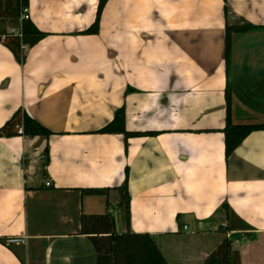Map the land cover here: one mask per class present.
<instances>
[{"label":"crops","instance_id":"obj_1","mask_svg":"<svg viewBox=\"0 0 264 264\" xmlns=\"http://www.w3.org/2000/svg\"><path fill=\"white\" fill-rule=\"evenodd\" d=\"M97 4L29 0L46 36L23 64L0 42V128L22 109L52 132L0 137V264H95L91 237L126 228L117 190H84L126 174L130 230L168 264H201L232 234L240 264H264V130L228 158L221 131L227 85L232 123H264V0H107L84 34ZM243 23L259 28L232 35L226 68V26ZM120 108L149 132L126 147L99 132Z\"/></svg>","mask_w":264,"mask_h":264},{"label":"trees","instance_id":"obj_2","mask_svg":"<svg viewBox=\"0 0 264 264\" xmlns=\"http://www.w3.org/2000/svg\"><path fill=\"white\" fill-rule=\"evenodd\" d=\"M107 0H98L94 22L83 31L84 34L98 32L99 19L102 9ZM29 0H0V42L5 45L14 55L16 60L23 64L26 58L24 46L32 47L46 36L45 32L39 30L35 24L24 17L23 10L28 9ZM7 27L17 30L10 32ZM259 26L251 23L240 25H227L225 29L224 59L226 68L230 63L231 39L234 33L250 32ZM227 102L225 125L221 130L224 134L225 156H228L251 132L264 130V123L234 124L231 120V97L227 85L225 92ZM21 126L23 133L28 137H49L52 132L40 123L32 119L24 110L18 109L12 117L0 128V137L16 136L17 128ZM99 132L122 133L124 135L125 147L128 137L147 135L149 132H130L125 128V112L123 108L116 111L114 118ZM47 163V161H45ZM117 190L121 200L120 207L123 208V220L125 231L118 233L112 230L106 236H92V243L96 251L95 264H168L163 257L158 241L149 233H135L130 230V195L127 186V174L122 185L112 188H88L84 191L92 195H107L109 190ZM226 206V204H223ZM222 206V207H223ZM234 226L232 220L226 230L232 231ZM242 229V228H239ZM237 234L224 237L212 250L201 264H240L239 254L232 248V241Z\"/></svg>","mask_w":264,"mask_h":264},{"label":"built area","instance_id":"obj_3","mask_svg":"<svg viewBox=\"0 0 264 264\" xmlns=\"http://www.w3.org/2000/svg\"><path fill=\"white\" fill-rule=\"evenodd\" d=\"M23 13H24V17L25 18H27L29 16L28 10L26 8L23 10ZM17 133L20 134V135H22V136L24 135L23 128L21 126H19L17 128ZM45 185L46 186H50L51 185V182L50 181H46L45 182ZM183 228L186 229V226H183ZM23 241H24V238L23 237H21V236H15V237L10 238L8 240V243H11V244H19V243H21Z\"/></svg>","mask_w":264,"mask_h":264}]
</instances>
